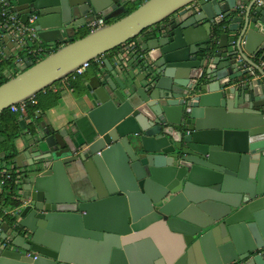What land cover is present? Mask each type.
Segmentation results:
<instances>
[{
	"label": "water",
	"instance_id": "obj_1",
	"mask_svg": "<svg viewBox=\"0 0 264 264\" xmlns=\"http://www.w3.org/2000/svg\"><path fill=\"white\" fill-rule=\"evenodd\" d=\"M2 5L35 16L36 34L20 42L0 23V72L20 70L0 115L85 63L107 72L80 93L82 141L19 120L21 205L0 223V264H264V0ZM157 228L182 238L178 256L163 259Z\"/></svg>",
	"mask_w": 264,
	"mask_h": 264
},
{
	"label": "crops",
	"instance_id": "obj_2",
	"mask_svg": "<svg viewBox=\"0 0 264 264\" xmlns=\"http://www.w3.org/2000/svg\"><path fill=\"white\" fill-rule=\"evenodd\" d=\"M132 9L134 8H130L128 10V13L131 12ZM88 32H91V30H89ZM83 33L84 31L79 32L76 39L80 38ZM132 43L133 41L129 42L126 46L121 47L120 49L107 53L106 59L111 64H115L117 62L119 51L126 48ZM55 48H59V46L50 48L52 50H50L46 55L51 54L55 50ZM30 55L33 61H37L41 57V55H45V53H32L29 55L26 54L24 57L29 58ZM94 64L95 65L92 69V66H90L89 69L86 71L85 75L79 77L76 81L72 82L69 87L64 86V82L61 80L55 84L59 88V91L57 93L52 91V93L43 94L39 99L36 100V102L41 101L42 105V108L40 109L42 115L39 118V121L41 123L47 124L48 126H51L56 130L67 129L79 140H83L81 138V134L85 133V131L89 128V124L87 119L84 118L78 110L79 98L81 96L80 93L84 89V86L86 82L90 79V77L94 76L98 72H107L106 67L104 65H100L97 63ZM239 65L242 70L250 69L251 71H253V68L245 61H241ZM7 70L8 71L6 73L4 71L0 72V77L2 76V78L5 77L8 79L15 77L13 76L15 73L14 66L7 68ZM256 77H259L258 73L255 74L254 78ZM54 98L57 99L55 103ZM25 117L29 118L31 124L36 120L33 115L31 117L28 115ZM31 124L28 125L27 129L32 128L33 125ZM2 126L4 127V125ZM24 142V135L23 132H21L20 136L14 141L17 152L22 151V149L24 148ZM5 153H7V151ZM5 153L3 152L1 156L3 157ZM12 163L13 164H10L11 166H9L7 163L5 165L2 163V168L7 169V166L12 167L14 165V162L12 161ZM156 236L159 238L160 244L162 246L163 259L174 258L180 254L182 238L179 235L172 234L169 231L163 230L162 228H157ZM143 253L146 255L145 251ZM142 260H144L143 264H147L148 261L146 257L143 256Z\"/></svg>",
	"mask_w": 264,
	"mask_h": 264
},
{
	"label": "built area",
	"instance_id": "obj_3",
	"mask_svg": "<svg viewBox=\"0 0 264 264\" xmlns=\"http://www.w3.org/2000/svg\"><path fill=\"white\" fill-rule=\"evenodd\" d=\"M8 9L9 8L7 5H2L0 7V23L2 24V27L4 26L7 29L8 33L11 34L15 40H18L20 42H25L27 38L35 37L36 33L32 28V25L34 24L36 19L35 16H31L28 21L24 23L20 20V17L16 13L9 12ZM104 25L105 22L103 20L96 21L92 24V30H95ZM133 44L134 42L130 44L129 47H132ZM30 61L34 62L32 59H30ZM96 62L98 64H102V61L100 59L96 60ZM90 66L91 62L82 65L71 75L62 80L64 82L63 85L69 87L72 82L76 81L79 77L84 76ZM51 91L57 93L59 91V88L54 84L51 87ZM26 102L11 106L9 108L10 112L14 114H19L20 116H22L21 118H24L28 107ZM32 103L34 105L37 104L36 101H33ZM41 115L42 114L40 111H36L35 119H39ZM1 160L2 157H0V223L7 222L5 220V218L7 217L12 218V220L14 221L17 212L20 209V196L22 193L19 174L17 170L14 169V165L10 168V170L4 169L2 168ZM2 197H8L13 202L18 201L19 205H4L2 203ZM2 242V229L0 227V245L2 244Z\"/></svg>",
	"mask_w": 264,
	"mask_h": 264
},
{
	"label": "trees",
	"instance_id": "obj_4",
	"mask_svg": "<svg viewBox=\"0 0 264 264\" xmlns=\"http://www.w3.org/2000/svg\"><path fill=\"white\" fill-rule=\"evenodd\" d=\"M141 4H137L135 5L131 10V12H133L134 10H136ZM129 12V13H131ZM128 13V14H129ZM90 32L88 31H84V33L81 35L80 38L78 39H81V38H84L85 36H87ZM132 42V41H130ZM117 50V49H116ZM115 51V50H114ZM113 52V51H112ZM30 53H27V55H29ZM46 57V55H41V57L37 60V61H34L35 63L41 61L42 59H44ZM29 58L31 59V55L29 56ZM34 58V57H33ZM35 59V58H34ZM94 63H97V62H94ZM98 64V63H97ZM100 65H103V64H100ZM9 79L8 78H5L2 76L0 77V86L2 84H4L5 82H7ZM49 94V93H52L51 89H46L44 90L43 92L37 94L33 99H30L28 100L26 103L28 105L27 107V112H26V115L24 116H34L36 115V111H40V109L42 108V105H41V101H38L36 105H34L32 102L33 101H36L37 99H39L43 94ZM54 103L57 101L56 98H54ZM41 112V111H40ZM42 114V112H41ZM22 116H20L19 114H14V113H11L10 110L8 109L7 111H4L1 115H0V124L1 125H4V132L2 133V142L3 143H7L9 146L8 148L6 149L7 153H5V155L2 157V161L3 162H6L8 165L10 164H13L12 161L14 160L15 156L17 155V150L15 148V144H14V141L15 139H17L21 132V128H20V125H19V119L21 118ZM14 179V178H12ZM2 203L4 205H8V204H13L15 206H18L19 205V202L16 201V202H13L11 201L8 197H2ZM9 218V217H7ZM5 218V220H12V218H9L7 219Z\"/></svg>",
	"mask_w": 264,
	"mask_h": 264
},
{
	"label": "rangeland",
	"instance_id": "obj_5",
	"mask_svg": "<svg viewBox=\"0 0 264 264\" xmlns=\"http://www.w3.org/2000/svg\"><path fill=\"white\" fill-rule=\"evenodd\" d=\"M55 49H57V48H55ZM94 62H96V61H92V62H91V66H92L91 69H92L93 66L95 65ZM14 71H15V73H14L13 76L16 77V76L18 75V73L20 74V70H19V69L15 68ZM52 86H53V85H52ZM52 86H51V87H52ZM51 87H49L48 89H51ZM20 132H23V130L21 129ZM8 146H9V145H8L7 143H3V142H2V134H0V157H2L1 155H2L3 152H4V153L6 152V149L8 148ZM1 161H2V160H1ZM2 163H3L4 165L6 164V162H3V161H2ZM9 166H11V165H9ZM10 168H11V167H8V166H7V169H8V170H9ZM5 169H6V168H5ZM18 196H19V194H18ZM7 219H9V218H7ZM6 221H8L11 225H12V223H13L11 220H10V221H9V220H6Z\"/></svg>",
	"mask_w": 264,
	"mask_h": 264
}]
</instances>
